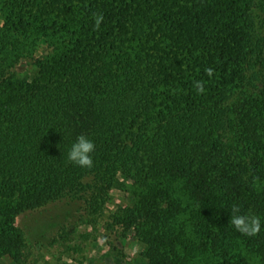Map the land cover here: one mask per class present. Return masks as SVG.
Wrapping results in <instances>:
<instances>
[{
  "label": "trees",
  "instance_id": "obj_1",
  "mask_svg": "<svg viewBox=\"0 0 264 264\" xmlns=\"http://www.w3.org/2000/svg\"><path fill=\"white\" fill-rule=\"evenodd\" d=\"M0 21V196L18 213L121 185L155 264H264V0H0ZM81 134L91 168L67 158Z\"/></svg>",
  "mask_w": 264,
  "mask_h": 264
},
{
  "label": "rangeland",
  "instance_id": "obj_2",
  "mask_svg": "<svg viewBox=\"0 0 264 264\" xmlns=\"http://www.w3.org/2000/svg\"><path fill=\"white\" fill-rule=\"evenodd\" d=\"M16 70L24 74L30 69L24 62ZM25 186L19 195H32L33 189ZM101 196L92 204L86 198H66L19 213L16 199L0 196V264H155L160 248L149 249L147 235L129 225L138 220L131 193L119 185ZM14 231L22 236L16 253L8 244ZM181 250L187 262L196 263Z\"/></svg>",
  "mask_w": 264,
  "mask_h": 264
},
{
  "label": "clouds",
  "instance_id": "obj_3",
  "mask_svg": "<svg viewBox=\"0 0 264 264\" xmlns=\"http://www.w3.org/2000/svg\"><path fill=\"white\" fill-rule=\"evenodd\" d=\"M94 18V30H99L104 16L103 13H93ZM206 74L209 77L214 75L215 70L212 67L205 69ZM193 86L197 94H203L205 92V82L202 80H196ZM95 151V143L89 139L86 135L81 134L77 137L76 141L72 144L71 149L68 152V160L72 163L84 168L93 167L92 153ZM235 229L246 236L258 235L261 231V219L255 214H241V207L238 204H234L231 209V217L229 221Z\"/></svg>",
  "mask_w": 264,
  "mask_h": 264
}]
</instances>
